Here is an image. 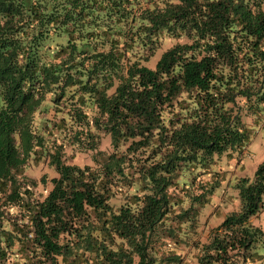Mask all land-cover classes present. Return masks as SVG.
Instances as JSON below:
<instances>
[{"label": "trees", "instance_id": "trees-1", "mask_svg": "<svg viewBox=\"0 0 264 264\" xmlns=\"http://www.w3.org/2000/svg\"><path fill=\"white\" fill-rule=\"evenodd\" d=\"M263 112L264 0H0V264H264V158L194 238Z\"/></svg>", "mask_w": 264, "mask_h": 264}, {"label": "rangeland", "instance_id": "rangeland-1", "mask_svg": "<svg viewBox=\"0 0 264 264\" xmlns=\"http://www.w3.org/2000/svg\"><path fill=\"white\" fill-rule=\"evenodd\" d=\"M161 51L162 48L159 49L151 61L148 62L149 65H154ZM243 118L252 127L250 140L241 153H235L234 156L222 153L219 156L216 167L219 172L213 175L214 177L217 176L219 184L216 186L208 203H206L201 210V221L197 226L196 232H194V238L206 240L213 226L220 223L227 213L239 208L240 200L234 183L242 176L252 177L256 166L264 158V112L262 115L258 116L257 124L252 123L255 119V115L244 113ZM108 140L107 137L104 138L101 146H105ZM64 156L68 162L80 165L92 161L90 150H77L75 147L71 146L66 148ZM25 174L30 178H34L37 181V191L45 194L51 186L50 177L57 173L47 161H42L38 164L29 162L25 168ZM41 176H45V183L41 180ZM252 219L255 223L264 226V207L259 214ZM160 245L161 244L158 245V248ZM186 256H190L188 251ZM193 264H196L194 259Z\"/></svg>", "mask_w": 264, "mask_h": 264}]
</instances>
